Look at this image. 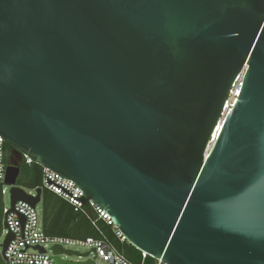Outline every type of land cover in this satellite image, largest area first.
Wrapping results in <instances>:
<instances>
[{"label": "water", "instance_id": "obj_1", "mask_svg": "<svg viewBox=\"0 0 264 264\" xmlns=\"http://www.w3.org/2000/svg\"><path fill=\"white\" fill-rule=\"evenodd\" d=\"M0 136L9 213L27 155L156 260L264 264V0H0Z\"/></svg>", "mask_w": 264, "mask_h": 264}, {"label": "built area", "instance_id": "obj_2", "mask_svg": "<svg viewBox=\"0 0 264 264\" xmlns=\"http://www.w3.org/2000/svg\"><path fill=\"white\" fill-rule=\"evenodd\" d=\"M245 71L237 76L235 79L228 100L226 101L223 117L228 114L231 108L234 106L238 97L240 96L243 82H244ZM216 133V130L215 132ZM216 141L215 134L212 135L210 146ZM5 140L0 136V185H2V194H6L4 188L6 175H7V162H6V148ZM26 164L31 165L34 161L31 157L24 155ZM46 178L54 181L61 187L65 188L73 194L75 198H80L84 194L81 188H79L75 182L65 179L60 174L55 173L49 169H44L43 175V186L53 192L56 196L69 202L75 209L76 212L83 211V205L81 202L65 193L53 184H47ZM87 205L96 212L100 218L104 219L109 225H114L111 217L104 211L99 205L90 201ZM10 208L5 209V222L6 229L3 230V235L9 233L14 235V239L9 244L5 257L7 264H61L54 261V257L51 252V248L55 245H61L65 249L78 247L85 248L88 250H94L98 259L103 264H134L127 259L125 255L120 253L109 241L105 238L96 239L88 237L86 239L78 238H65L57 236L47 235L42 228L41 214L38 212V208H33L26 202H18L15 205V210L9 213ZM116 234L125 241L123 234L116 228ZM2 235V236H3ZM2 241L0 240V244ZM44 248L45 253H40L36 248ZM1 251V249H0ZM146 254L143 253V257L146 258ZM156 264H165L162 260H156ZM144 264V263H142Z\"/></svg>", "mask_w": 264, "mask_h": 264}, {"label": "trees", "instance_id": "obj_3", "mask_svg": "<svg viewBox=\"0 0 264 264\" xmlns=\"http://www.w3.org/2000/svg\"><path fill=\"white\" fill-rule=\"evenodd\" d=\"M6 162L12 153V147L5 143ZM44 168L33 162L26 164L24 160L17 186L31 190L42 189L41 221L43 231L49 236L86 239L88 237L109 241L120 253L125 255L134 264H156V259L146 256L136 247L121 239L116 234V228L109 225L104 219L94 212L89 205L83 207V211L76 212L74 207L67 201L56 196L43 186ZM7 206L0 185V240L3 235L5 222V209Z\"/></svg>", "mask_w": 264, "mask_h": 264}, {"label": "rangeland", "instance_id": "obj_4", "mask_svg": "<svg viewBox=\"0 0 264 264\" xmlns=\"http://www.w3.org/2000/svg\"><path fill=\"white\" fill-rule=\"evenodd\" d=\"M4 188L6 189V194L4 195V202H5V205H6L8 208H10V188H11V187L8 186V185H4ZM21 188L25 189L26 192L29 193V194H35V191H34V190H31V189H29V188H24V187H21ZM37 208H38V212L41 213V212H42V205L39 204ZM4 238H5V235H3V236L1 237V241H3ZM67 249L72 250V251H76V252H80V253H87L88 251H90V250H88V249H85V248H78V247H72V248H67ZM63 257H64V259H66V260H68V261H77V260H79L77 257H66V256H63ZM98 261H99L101 264H103L102 261H101L100 259H98ZM4 262H5V261H4Z\"/></svg>", "mask_w": 264, "mask_h": 264}, {"label": "flooded vegetation", "instance_id": "obj_5", "mask_svg": "<svg viewBox=\"0 0 264 264\" xmlns=\"http://www.w3.org/2000/svg\"><path fill=\"white\" fill-rule=\"evenodd\" d=\"M0 264H5V262H4V260H3L2 256H1V254H0Z\"/></svg>", "mask_w": 264, "mask_h": 264}, {"label": "bare ground", "instance_id": "obj_6", "mask_svg": "<svg viewBox=\"0 0 264 264\" xmlns=\"http://www.w3.org/2000/svg\"><path fill=\"white\" fill-rule=\"evenodd\" d=\"M219 132V130L216 132V134Z\"/></svg>", "mask_w": 264, "mask_h": 264}, {"label": "crops", "instance_id": "obj_7", "mask_svg": "<svg viewBox=\"0 0 264 264\" xmlns=\"http://www.w3.org/2000/svg\"><path fill=\"white\" fill-rule=\"evenodd\" d=\"M5 264H7V262H5Z\"/></svg>", "mask_w": 264, "mask_h": 264}]
</instances>
